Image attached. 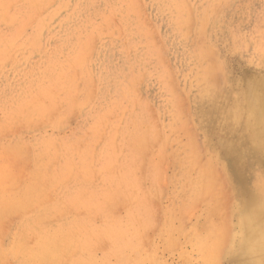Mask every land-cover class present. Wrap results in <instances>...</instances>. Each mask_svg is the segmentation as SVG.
<instances>
[{
  "label": "rangeland",
  "instance_id": "obj_1",
  "mask_svg": "<svg viewBox=\"0 0 264 264\" xmlns=\"http://www.w3.org/2000/svg\"><path fill=\"white\" fill-rule=\"evenodd\" d=\"M252 84L264 0H0V264H238Z\"/></svg>",
  "mask_w": 264,
  "mask_h": 264
},
{
  "label": "bare ground",
  "instance_id": "obj_2",
  "mask_svg": "<svg viewBox=\"0 0 264 264\" xmlns=\"http://www.w3.org/2000/svg\"><path fill=\"white\" fill-rule=\"evenodd\" d=\"M202 81V79H201ZM253 88V105L255 108L254 115L244 116L249 99H245V96L237 102L226 101L225 109H222V113L232 114L235 117L243 118L244 127L247 134L242 138H238L236 142L228 141L227 139L216 142L219 146L222 155L228 160V163L233 174V178L237 183L238 195L240 196L239 204L237 208H233L234 214H237L239 219L237 222L241 228L240 233L243 237L241 246V254L244 259L239 261L238 264H264V186H258L255 182H248V175L243 173V169L239 166L238 162L244 157H251L252 162L258 167L264 169V88L259 84H252ZM205 90V89H204ZM203 90V91H204ZM207 92V91H206ZM203 93V92H202ZM172 95V94H171ZM180 107V106H179ZM177 109H180V108ZM242 114V115H241ZM184 116V115H183ZM185 118V117H184ZM183 118V119H184ZM181 120V119H180ZM188 124V123H187ZM187 126V125H186ZM175 129V128H174ZM190 130V129H189ZM186 131L187 128H186ZM191 131V130H190ZM189 131V133H190ZM185 134H188V132ZM184 134V135H185ZM191 134V133H190ZM193 134V133H192ZM221 134H224L221 132ZM168 136V135H167ZM193 136V135H191ZM166 137V136H165ZM168 138V137H167ZM167 141V140H165ZM170 142V141H169ZM172 142V141H171ZM188 142V141H186ZM185 143V142H184ZM191 143V142H190ZM146 144V143H145ZM170 144V143H169ZM187 144V143H186ZM148 145V144H147ZM168 145V144H167ZM189 145V144H188ZM181 146V145H180ZM192 147V145H191ZM192 149V148H191ZM190 149V150H191ZM194 151V150H193ZM197 153V152H196ZM175 154V152H174ZM171 155V154H170ZM190 155V154H189ZM196 155V154H195ZM200 154L198 153V156ZM168 156V155H167ZM191 158V157H190ZM195 158V157H194ZM199 158V157H197ZM189 160V159H188ZM200 160V159H199ZM192 161V160H191ZM201 161V160H200ZM245 161V160H243ZM207 162V161H206ZM190 163V160H189ZM246 163V162H245ZM210 164V162H209ZM204 165V164H203ZM203 165H201L203 167ZM245 165V164H244ZM200 166V167H201ZM205 166V165H204ZM199 168V167H198ZM197 168V169H198ZM204 168V167H203ZM212 168V167H211ZM200 170V169H198ZM205 170V169H204ZM210 171V170H209ZM215 171V169H214ZM202 172V171H201ZM206 174V173H205ZM211 174V171L210 173ZM216 176L217 173L215 172ZM198 175V174H197ZM200 175V174H199ZM260 175V174H259ZM211 176V175H210ZM201 178V177H200ZM212 178V177H211ZM210 178V179H211ZM218 178V177H217ZM260 178V177H259ZM262 179V178H261ZM209 180V179H208ZM224 180V179H223ZM212 181V180H210ZM221 181V180H220ZM259 182V181H258ZM262 182V180H261ZM260 182V183H261ZM264 183V182H263ZM208 185V183H206ZM219 184V182H218ZM259 184V183H258ZM260 185V184H259ZM212 188V187H211ZM232 188V187H231ZM195 190V189H194ZM211 190V189H210ZM224 190V189H222ZM231 190V189H230ZM216 191V190H215ZM235 192L234 190H232ZM211 192V191H210ZM214 192V191H213ZM216 193V192H215ZM219 193V192H218ZM232 193V192H231ZM196 194V193H195ZM209 194V193H208ZM237 194V192H236ZM235 195V194H234ZM198 196V195H196ZM215 196V195H214ZM193 198V197H192ZM208 198V197H206ZM216 198V197H213ZM222 199V198H221ZM229 199V198H228ZM200 200V199H199ZM216 200V199H215ZM227 200V199H226ZM231 200V198H230ZM233 200V198H232ZM238 201L237 199H235ZM234 200V201H235ZM220 201V200H219ZM217 201V202H219ZM205 202V201H204ZM227 202V201H226ZM233 202V201H231ZM216 202H214L215 204ZM238 203V202H237ZM194 206V205H193ZM214 206V205H212ZM216 206V205H215ZM219 206V203H218ZM217 206V207H218ZM231 206V205H230ZM194 208V207H193ZM214 208V207H213ZM226 208V207H225ZM228 208V206H227ZM219 208H217L218 210ZM224 209V208H223ZM222 209V210H223ZM235 209V210H234ZM225 211V210H224ZM230 211V210H229ZM230 212V213H232ZM208 213V212H207ZM210 213V212H209ZM223 213V212H222ZM229 213V212H228ZM219 214V210H218ZM216 215V214H215ZM222 215V214H221ZM228 215V214H227ZM230 215V214H229ZM228 215V216H229ZM231 216V215H230ZM235 216V215H234ZM222 217V216H221ZM237 217V216H236ZM235 217V218H236ZM212 217H210L211 219ZM220 218V217H219ZM223 218V217H222ZM225 218V217H224ZM227 218V217H226ZM225 218V219H226ZM216 219V218H214ZM217 220V219H216ZM221 220V219H220ZM223 220V219H222ZM236 220V219H235ZM212 222L213 220H209ZM207 222V221H206ZM215 222V221H214ZM224 222V221H223ZM233 222V221H232ZM216 223V222H215ZM221 223V222H220ZM218 224V223H217ZM229 225V224H228ZM202 226V225H201ZM214 226V225H213ZM219 226V224H218ZM237 226V227H238ZM222 227V226H221ZM219 227V228H221ZM224 227V226H223ZM207 229V228H206ZM222 229V228H221ZM234 229V228H232ZM198 231V230H197ZM208 231V230H207ZM210 231V230H209ZM219 232V231H217ZM222 233V232H221ZM205 234V233H203ZM209 235V234H208ZM221 235V234H220ZM200 236V235H199ZM202 236V235H201ZM205 236V235H204ZM225 236V235H224ZM214 237V235H213ZM223 237V236H222ZM209 238V237H208ZM217 236V240H218ZM228 238V236H227ZM234 238V237H233ZM214 239V238H213ZM229 239V238H228ZM228 239L226 241H228ZM232 239V238H231ZM222 241V239H221ZM206 242V241H205ZM208 242V241H207ZM219 242V241H217ZM202 243V241H201ZM211 243V240H210ZM213 243V242H212ZM211 243V244H212ZM215 244V243H214ZM213 244V245H214ZM206 245V244H205ZM227 245V244H226ZM219 246V245H214ZM210 247V246H209ZM225 247V246H223ZM211 248V247H210ZM219 248V247H217ZM206 249H209L206 247ZM213 249L216 248L213 247ZM222 249V248H221ZM205 250V249H204ZM210 250V249H209ZM214 251V252H215ZM222 250H220L221 252ZM213 252V253H214ZM209 253V252H208ZM217 253V252H216ZM215 253V254H216ZM219 253V252H218ZM206 254V252H205ZM211 254V250H210ZM214 254V256H215ZM217 255V254H216ZM221 255V254H220ZM212 256V255H211ZM207 258V257H206ZM218 258V257H217ZM213 259V258H211ZM214 261V260H213ZM211 262V261H209Z\"/></svg>",
  "mask_w": 264,
  "mask_h": 264
}]
</instances>
